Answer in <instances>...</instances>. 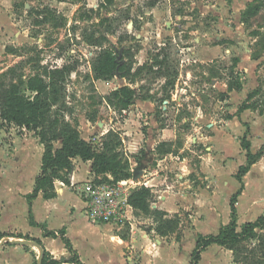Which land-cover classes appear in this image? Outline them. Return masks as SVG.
I'll return each mask as SVG.
<instances>
[{
  "label": "rangeland",
  "instance_id": "rangeland-1",
  "mask_svg": "<svg viewBox=\"0 0 264 264\" xmlns=\"http://www.w3.org/2000/svg\"><path fill=\"white\" fill-rule=\"evenodd\" d=\"M102 1L107 3L0 0V82H18L20 75L28 79L37 72L36 64H77L54 112L98 149L110 130L119 133L118 151L132 165L133 185L147 184L155 194L154 207L180 220L167 235L148 233L153 218L136 212L132 221L112 224L118 238L136 243L126 250L125 262L188 264L198 235L217 234L231 221L230 200L241 187L235 175L247 164L242 139L251 141L256 162L264 155V112L246 109L236 115L251 91L264 86V0H158L154 7L146 0H114L103 9L109 20L101 25ZM107 26L110 41L105 45L114 47L120 58L123 49L134 46L135 67L168 45L171 66L179 73L171 98L160 101L165 78L155 72L144 71L136 83L119 75L93 79L92 60L100 48L88 38ZM124 85L134 87L139 97L120 112L108 95ZM146 93L151 97L140 98ZM9 125L0 118V127ZM166 147L172 152H162ZM243 180L246 192L236 204L239 230L264 213V163ZM63 260L58 259L65 264ZM199 264L236 263L228 246L213 244Z\"/></svg>",
  "mask_w": 264,
  "mask_h": 264
},
{
  "label": "trees",
  "instance_id": "trees-1",
  "mask_svg": "<svg viewBox=\"0 0 264 264\" xmlns=\"http://www.w3.org/2000/svg\"><path fill=\"white\" fill-rule=\"evenodd\" d=\"M104 1L107 3L102 1L98 10L102 18L101 25L109 20L102 13L103 9H106L107 4H111L114 0ZM157 2L158 0H146L145 4L154 7ZM47 9L50 14H55L53 8L49 7ZM110 30V27L107 26L106 30L100 35L96 36L97 32H93L88 38L92 45L100 48L92 60L93 79L107 80L119 75L136 83L137 77L144 71L155 72L165 78L162 86L165 95L160 101L164 102V100L171 98V90L175 87L179 73L171 66V55L168 51V45L165 44L156 48L150 60L135 67L134 46L123 49L122 58H120L114 47L105 45L110 41L106 35ZM119 41L121 44L123 43V36H119ZM6 49L9 50V47H6ZM36 65L33 69L37 72L29 76L28 79H25L24 75H20L18 82L13 81L10 84L0 82V118L6 123L14 124L18 128L33 131L44 145L42 170L36 178L33 192L27 196L30 204V222L32 224L36 223L31 210L32 200L40 192L45 198L54 197V182L56 180L70 185L71 177L75 170L74 159L76 158H81L83 161H91L93 173L97 175L110 174L115 182L132 176L131 163L123 160L118 151L122 143L119 133L110 130L101 142V149H98L88 140L82 138L77 128L64 119L65 116H59V114L54 112V107L62 101L63 92L66 89V81L76 70L77 64L66 63L61 67L52 64ZM225 75L231 77V73L230 75L228 73ZM237 83L241 87L239 80H237ZM23 86L26 89H23ZM26 90L34 93L33 96L28 95ZM220 95L225 99V92H221ZM137 97H139L138 91L134 87L124 85L110 92L108 102L116 110L124 112L130 108ZM149 97H151V94L146 93L140 98L147 99ZM246 109L264 112V86L251 91L249 99L239 107L236 115L241 114ZM89 118L90 120H95L93 115ZM165 127L163 126V128ZM56 142H61V145L56 147ZM167 144L169 142H164V145ZM241 145L247 151V164L242 165L235 175L241 187L232 195L230 200L231 221L222 225L217 234H199L188 264H199L202 260V253L213 244L228 246L232 250L236 264H264V232H258V230L264 231V213L254 221L243 223L240 230L238 229L236 204L244 190L243 178L248 173L251 165L256 162L255 155L251 152V141L247 136L242 139ZM162 152L171 153L172 149L171 147H166ZM137 162L140 161L138 160ZM129 202L137 214L153 218V223L148 228V233L155 231L157 234L167 235L178 227L179 216L170 217L169 212L166 210L154 207L156 202L155 194L151 187L138 186L130 194ZM4 235L0 233V239ZM46 235L56 236L57 234L49 231L46 232ZM60 235L68 250L74 253V256L68 259L64 258L62 262L84 264L72 248L70 240L65 237L63 230L60 231ZM32 239L43 245L40 239ZM248 240H253L254 242L248 245L242 244ZM47 256H49V252L45 250L43 264L59 263L58 260L48 259Z\"/></svg>",
  "mask_w": 264,
  "mask_h": 264
},
{
  "label": "crops",
  "instance_id": "crops-1",
  "mask_svg": "<svg viewBox=\"0 0 264 264\" xmlns=\"http://www.w3.org/2000/svg\"><path fill=\"white\" fill-rule=\"evenodd\" d=\"M9 126L0 127V233L5 234L1 239L38 238L43 243L44 252L53 255L52 259H68L70 250L60 235L63 230L84 264H127L124 254L127 249L136 247L133 239L118 238L112 233L115 227L110 223L90 222L83 212L84 202L80 194L60 180L54 182V197L45 198L40 192L32 200L31 210L36 223L30 222L27 196L33 192L36 178L41 173L44 145L32 131L14 124ZM263 163L264 155L253 164L248 174ZM74 164L71 182L90 176L91 161L76 158ZM49 231L57 235H46ZM38 255V249L32 245L5 243L0 246V264H34V257Z\"/></svg>",
  "mask_w": 264,
  "mask_h": 264
},
{
  "label": "built area",
  "instance_id": "built-area-1",
  "mask_svg": "<svg viewBox=\"0 0 264 264\" xmlns=\"http://www.w3.org/2000/svg\"><path fill=\"white\" fill-rule=\"evenodd\" d=\"M134 182V178L115 182L110 174L92 172L85 180H73L70 186L80 194L84 202L83 212L90 222L121 225L134 218L135 211L129 202L130 194L138 187L133 185Z\"/></svg>",
  "mask_w": 264,
  "mask_h": 264
},
{
  "label": "water",
  "instance_id": "water-1",
  "mask_svg": "<svg viewBox=\"0 0 264 264\" xmlns=\"http://www.w3.org/2000/svg\"><path fill=\"white\" fill-rule=\"evenodd\" d=\"M135 173L136 172H134V174ZM5 243H11V244H16V245H32V246L37 247L39 249V255L37 257V264H43L44 248L37 241L30 240V239H14V240H9V239H6V238L0 240V246L3 245V244H5ZM59 264H63V263H59ZM71 264H76V263H71Z\"/></svg>",
  "mask_w": 264,
  "mask_h": 264
},
{
  "label": "bare ground",
  "instance_id": "bare-ground-1",
  "mask_svg": "<svg viewBox=\"0 0 264 264\" xmlns=\"http://www.w3.org/2000/svg\"><path fill=\"white\" fill-rule=\"evenodd\" d=\"M37 248V247H36ZM38 249V248H37ZM38 253H39V249H38Z\"/></svg>",
  "mask_w": 264,
  "mask_h": 264
}]
</instances>
